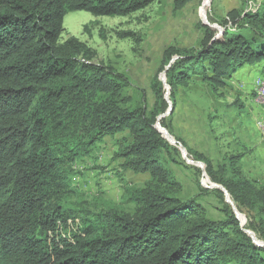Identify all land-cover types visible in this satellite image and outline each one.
<instances>
[{
    "label": "trees",
    "instance_id": "trees-1",
    "mask_svg": "<svg viewBox=\"0 0 264 264\" xmlns=\"http://www.w3.org/2000/svg\"><path fill=\"white\" fill-rule=\"evenodd\" d=\"M189 1L176 0V8ZM257 1L233 20L235 31L202 24L194 55L164 51L151 86L161 105L166 84L174 106L176 89L194 76L216 89L243 66L264 64V1ZM150 2L0 0V264H264V242L232 210L208 222L201 206L175 196L179 182L160 157L168 138L188 149L159 118L165 110L129 109L123 76L81 58L75 39L60 42L69 13L126 17ZM106 137L121 169L149 180L125 187L120 203L90 210L75 198L73 164ZM187 154L235 205L264 213V188L227 175L243 154L216 171L201 154ZM252 229L264 241V231Z\"/></svg>",
    "mask_w": 264,
    "mask_h": 264
},
{
    "label": "rangeland",
    "instance_id": "rangeland-1",
    "mask_svg": "<svg viewBox=\"0 0 264 264\" xmlns=\"http://www.w3.org/2000/svg\"><path fill=\"white\" fill-rule=\"evenodd\" d=\"M175 1L151 0L144 9L126 17L69 13L63 20L60 42L75 39L82 46L81 58L112 67L123 76L129 109L146 106L149 114L155 107L165 110L159 118H165L171 133L188 149L168 138L171 148L160 157L179 182L178 191H174L178 199L201 206L208 222H219L224 219V210H232L240 225L264 242L252 229L264 231V213L256 210L259 214L255 216L235 205L226 190L207 176L205 164L187 154H201L215 171L220 165H228L230 156L243 154L234 170L227 169V175L234 171L240 174L239 179L264 188V64L243 66L216 89L194 76L186 86L176 89L174 106L167 84L165 105L151 88L163 65L165 50L172 47L194 55L203 37L202 24L235 31L230 23L258 1L190 0L181 9L176 8ZM115 150L114 139L106 137L90 156L73 164L75 198L85 200L90 210L102 208L107 202L120 203L125 187H141L149 180L146 174L122 170L120 161L113 158Z\"/></svg>",
    "mask_w": 264,
    "mask_h": 264
},
{
    "label": "bare ground",
    "instance_id": "bare-ground-1",
    "mask_svg": "<svg viewBox=\"0 0 264 264\" xmlns=\"http://www.w3.org/2000/svg\"><path fill=\"white\" fill-rule=\"evenodd\" d=\"M262 86H264V81L262 82Z\"/></svg>",
    "mask_w": 264,
    "mask_h": 264
},
{
    "label": "crops",
    "instance_id": "crops-1",
    "mask_svg": "<svg viewBox=\"0 0 264 264\" xmlns=\"http://www.w3.org/2000/svg\"><path fill=\"white\" fill-rule=\"evenodd\" d=\"M258 65H261V64H258ZM251 67H253V66H251Z\"/></svg>",
    "mask_w": 264,
    "mask_h": 264
},
{
    "label": "built area",
    "instance_id": "built-area-1",
    "mask_svg": "<svg viewBox=\"0 0 264 264\" xmlns=\"http://www.w3.org/2000/svg\"><path fill=\"white\" fill-rule=\"evenodd\" d=\"M230 23V22H229ZM230 26H231V23H230Z\"/></svg>",
    "mask_w": 264,
    "mask_h": 264
},
{
    "label": "water",
    "instance_id": "water-1",
    "mask_svg": "<svg viewBox=\"0 0 264 264\" xmlns=\"http://www.w3.org/2000/svg\"><path fill=\"white\" fill-rule=\"evenodd\" d=\"M227 193V192H226Z\"/></svg>",
    "mask_w": 264,
    "mask_h": 264
}]
</instances>
